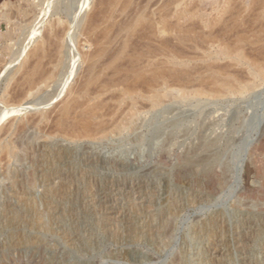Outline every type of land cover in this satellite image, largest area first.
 <instances>
[{
	"label": "rangeland",
	"instance_id": "1",
	"mask_svg": "<svg viewBox=\"0 0 264 264\" xmlns=\"http://www.w3.org/2000/svg\"><path fill=\"white\" fill-rule=\"evenodd\" d=\"M93 1L0 0V115H5L4 113L8 110L10 114L9 116L6 113L9 118L8 116H5V118L0 116L2 119H0V124L7 123L8 120H13L12 117L14 118V128H17L18 131L14 132L15 135L12 133L10 139L14 135L15 137H13L18 142V146H21L17 148V155L11 160V170L20 169L25 174L24 193L26 194L24 195L31 203L34 201V205L37 203L35 207L39 212L41 211L44 217L46 215L43 205L44 191L45 185L54 178L52 165L67 163L63 169L64 171H62L63 174H68L69 176L77 175L79 180L76 179V176H73L75 178L74 183L70 187L72 192L69 194L67 202L65 201V206L72 214H75L74 216H86L83 220L87 223H85L86 239L78 236V240H75V244H80L82 239L84 243L86 242V250L82 252L77 248L74 250V246L69 248V245L65 243L64 238L60 236L61 234L57 230L56 234L52 230H50L52 232L43 228L42 230L39 226L27 224V222L23 223L18 230L9 223L0 230V258L2 257L0 264H43V262L44 264H52L57 260L56 258L54 261L52 256L59 258L67 256L71 257L72 260H86V264H89V262L90 264H177L181 258L179 254L182 257L183 254L186 256L187 264H206V262L209 264L208 258H210L211 254H208L204 247H206L207 243L214 242V240L201 236L199 231L200 229L209 228L213 224L221 225L223 229L221 237L225 236L224 238H227L221 248H223L225 254H229V257L231 256V260L227 262L228 264H244L241 259L244 253L248 254V258H251L248 263L255 264L257 262L256 264H264V79L251 80L252 78L250 79V77L252 75L245 74L248 71L247 68L244 69L245 66L239 67L240 73L237 72L240 74V78L246 75V78L243 77L244 81H246L245 79H250L253 82L252 88L221 96L190 95L184 97L178 92L179 87H176L178 85L172 86V84L170 85L171 94L166 98L167 101L162 106L144 109L137 114L135 117L137 121L136 131L125 130L121 133L110 134V136L102 139H89L90 141L88 139H71V137H66L64 133H61V131L62 135L57 133L59 130H56L58 129L55 128L57 124H54L56 122V108L68 94V91L66 92L68 87H64V80L68 77L67 80L71 82L69 86L74 87L78 72H81L84 68L82 56L85 52L83 53L82 51L88 50L89 52L93 49L92 39L86 33L87 15L92 10L99 9V3L96 6V1L95 3ZM140 1L143 2L144 0H136V5ZM165 1L157 0L156 3L163 4ZM191 1L192 4L188 5L189 10L193 12L195 7L193 4L198 2L194 12L201 13L203 19L214 18L217 14V8L225 4L224 0H220L221 2L218 0L215 6L212 4V0ZM148 2L149 6L156 4L153 0H146L143 5ZM231 2L232 6H230L234 10L235 7L236 10L243 8V10H246L241 0H232ZM238 3L241 4L240 7L237 6L239 5ZM93 5L96 8L94 7L93 9ZM192 5L193 9H191ZM28 6L35 10L32 18L29 19L22 14L24 7ZM248 13L253 17L251 15L253 12L251 11H247L243 15L241 25L238 26L239 28L237 27L241 29L239 35L238 33L235 35L236 32H240L238 29H234L235 33H233V30L232 32L225 29L226 25L229 24L228 22L232 21L231 10L226 15L224 13L225 16L223 15L224 17L227 16L226 20L223 17V22L227 23H219V25L223 24L220 27L222 31L226 30L223 33L219 29V25L217 28L216 25L208 28L204 25L203 19L191 17L184 23L185 26L187 22L189 23L186 29H184L183 24L182 28L184 30L182 32L184 34L188 33L187 35L189 33L192 34V38L199 36L200 40L197 38L191 40L189 37L190 40L188 38L187 42L184 41V43L170 36L168 39L172 47H170L172 49L171 54L174 55L175 53L178 60H190L192 63L198 60V63L202 64L199 61L203 55L200 54V51L201 53L215 54L219 51L222 40H227L225 39L227 38L226 35L228 36V41L231 42L229 36L237 39V37L246 35L249 32H256L253 29L255 26L253 24L250 25L252 18L249 17ZM92 14L88 15V22L91 21L90 15ZM228 16L231 18H228ZM247 19L250 20L247 21ZM54 21L57 22L55 24L57 27L59 26V29L65 28L66 24L68 27L71 26V29L73 27L74 36H72L73 39L71 38L73 41L70 40V43L68 42L70 50L68 49L67 64L65 66L68 65L67 68L69 66L73 67L74 70L70 69V67L69 69L65 67L67 72L63 70L62 74L64 80L51 82L38 90L26 91V93L29 92L30 94L25 95L26 93L23 92L25 91V88H23L25 86L21 82L24 75L23 67L28 65V63H25L27 60L26 55L29 54V51L32 50L31 47H34L35 44L31 42L30 38L32 37V40H34L33 38L36 34L39 36L44 34L54 24ZM246 24L252 28L250 29V26L249 28H247L248 26L245 27ZM38 27L41 29L39 28L40 30H38ZM85 27L86 29H84ZM202 28L204 29L203 32ZM82 30L85 31L84 34H81ZM245 30H248V32H245ZM210 31H213L212 35L220 36L219 39L213 37L214 35L211 36ZM196 32L199 34L197 35ZM207 32L210 35H206ZM228 32L233 33L235 36H231V33ZM85 34H87V38ZM135 34L134 40L135 42L137 40L138 44H135V42L134 44L141 46L143 39H140L143 38L141 35L144 33L143 31L139 33L140 36L138 33ZM201 36L206 40L205 42L201 39ZM221 36H223V39ZM233 38L232 41L234 40ZM29 39L30 41H28ZM202 43L203 47L207 45L204 47L206 50L201 49L203 48ZM244 47H249L248 50L244 49L245 52L251 53L252 51L251 55L248 52H246L247 54L244 52L245 55H248V58L250 56L251 59L253 57L255 59L260 56L261 58H258L262 59L263 55L261 54V56L259 53L257 55L255 48L251 50L250 45ZM90 48L92 49L90 50ZM226 60V57H220L217 65L223 64ZM198 63L196 62L195 64ZM81 67L83 68L81 69ZM198 67L200 68L199 64ZM21 72H23L22 78L19 77ZM64 74L67 75L64 76ZM19 79L20 81L18 82ZM17 86H19V89ZM20 88L24 90L20 91ZM22 95L25 96L23 97ZM17 96L21 97L18 98ZM30 106L35 108L30 109ZM13 109H17L18 115L16 111L15 113L12 111L13 115L12 112L10 113ZM26 116L29 117L26 118L29 121L33 120L34 116L35 118L39 116L41 120L38 126L42 123L40 124L41 126L35 127L36 124H33L34 127H32L31 124L25 132L19 129L18 126L20 125L18 123L27 122L24 119ZM43 119L44 122H42ZM53 127L56 131L53 130ZM52 131L57 134L55 132L50 134L49 132ZM203 140L213 143L212 151L210 150L211 152L209 151L208 154L200 153L193 165L185 166L179 170L183 159L190 155L191 152L193 154L195 149L192 148L195 145L194 148H198ZM39 142H41V150L44 151L36 150ZM62 153L65 154V157L61 156L63 155ZM67 153H69V156ZM204 154L211 157H204ZM202 158H208V160L206 159V162H204ZM199 159L201 161H198ZM91 160L99 162L97 168L93 170V174L97 178L96 180L82 179L78 168L85 166ZM117 160L128 165L127 168L118 171L109 169L106 163ZM2 161L0 162V169L2 170H0V184L2 185L1 188H5L6 201L13 208L17 206V199L14 192H12L8 173L4 171L5 165L3 163L5 161ZM41 169L46 170V173H43L44 175L39 172ZM143 176L148 178L147 182L132 191L119 190V192H116L112 204L104 199L103 194L109 192L117 180ZM35 177L37 178L35 179ZM132 203L135 205L134 207L132 206L133 209L130 212L131 218H125L124 213L129 211L130 208L127 205L131 206ZM109 205L114 207L112 210L115 219L111 221L107 220V216L103 214ZM16 208H19V206ZM23 208L27 209L24 205ZM44 218L47 219V216ZM44 218H42L43 221H45ZM152 220L154 226L158 228V231H156L158 233L155 232L151 236L152 239H150V235H147L145 229H147V223ZM109 221L111 224L107 225L106 229L105 227L103 229L102 225H105L103 223ZM129 223L132 224V228H130ZM97 226H101L100 230H98ZM161 227L165 229H161ZM116 230H119L117 234ZM243 234L245 235L243 236ZM21 235H25L26 239H28V246L25 244V246L20 247L19 245L18 248H15L11 242L16 236ZM37 236H41L40 238L43 242L38 244L34 242ZM238 236L249 239L248 246H246L248 248L245 249L244 253L236 245L228 243V240ZM199 237H203L204 242ZM184 249H189L190 252L188 250V252L184 251ZM131 250L136 252L135 255ZM226 250L229 251L227 252ZM119 256L120 258H118ZM177 256H180L179 259ZM189 256L192 257L191 261ZM254 259L255 263L253 262Z\"/></svg>",
	"mask_w": 264,
	"mask_h": 264
},
{
	"label": "bare ground",
	"instance_id": "2",
	"mask_svg": "<svg viewBox=\"0 0 264 264\" xmlns=\"http://www.w3.org/2000/svg\"><path fill=\"white\" fill-rule=\"evenodd\" d=\"M85 1L86 0H84V2ZM95 1H96V6L98 5L97 3H99V9H97L98 11L97 10H95V11L90 10L91 13L89 12V14H92V12H93V14H92L93 16L90 15V20H91L90 22H88V19H89L88 15L89 14L86 17V19H87L86 21L88 22V23L86 22V27H87L86 33H88L92 39L93 49L90 48V50L91 49L92 50L89 52H88V50L82 51L83 53L85 52L82 56V59L84 60V68L81 67V69L83 68V70H81V72H78V76H76L77 77V81H76L77 83L75 82L74 87L69 86L71 84V82H69L67 80L68 77L65 80L62 78L63 77V75H62L63 70L65 71V70L69 69V67H70L69 66L67 68L68 65L67 66H65V65L67 64L66 60L68 58V51L70 50V48H69L70 42L69 41L72 40L73 39L72 36H74L73 35V33H74L73 27L71 29V26L68 27L66 24L65 28L60 27L61 29H59L58 28L59 26L57 27V25L55 24V23H57L56 21H54V24H52L46 30V32L44 31L45 33L42 34L41 36L36 34L35 37L33 38L34 40H32V37L30 38L31 42H34L35 44H34V47H31L32 50L29 51V54L26 55L27 60L25 63H28V65H25L23 67L24 73L21 72V76H19L22 78V73L24 74L23 80L21 82L25 86V87H23V88H25V91H23L24 89L22 90L21 88H20L21 89L20 91H23L25 93H26V91L30 92L32 90L41 89L51 82L62 80V79L64 80V83H65L64 87H66V88L68 87V89L66 90V92L68 91V94L66 95V98L64 100H62L56 108V111H57V112H55L56 113L55 114L56 122H54V124L55 123L57 124V127L55 125V128H58L56 130H59V132H57V133H60V131H61V133H64L66 137L67 136L71 137V139L75 138V139H79V140H82V139H84V140H86V139L98 140V139H102L104 137H108V136H110V134L121 133L125 130L136 131L137 121H136L135 117L137 116V114L140 113L141 111H143L144 109L162 106L165 103V101H167L166 98L171 94L170 85H172V84H173L172 86L178 85V86H176L177 88L179 87L178 92L180 93L181 96H184V97H187L190 95H194V96H201V95L221 96V95H225V94L241 92L243 90L252 88L253 82L251 80L255 81V79H257V80L258 79H264V58H263L264 57V0H241V3H243V6L245 5L246 10H243L244 8L241 10H236V7L234 10L233 8H231V6H232L231 1L232 0H224L225 4L222 5L221 7L217 8V14L212 19H203V15H201V13L199 14L197 12H194V10L196 9L195 8L196 4L198 2L193 4L195 6L193 12L191 10H189L188 5L192 4L191 0L190 1H188V0H166V1L163 0V1H165L163 4L156 3L157 0L156 1L153 0V2H155L156 4H154V5L151 4L150 6H149V2L146 5H143V2H145L146 0H144L143 2L140 1L143 6L141 5L140 2H139L140 5L139 4L136 5V0H100V1L94 0L93 2L95 3ZM195 1H198V0H195ZM217 1L218 0H212V4H214V6H215ZM193 5H192L191 9H193ZM240 5L241 4H239L237 6L240 7ZM29 6H31V5H29ZM29 6L24 7L25 9L22 10V14L24 16H26L28 19L32 18V16L34 15L33 13L35 11L34 8H31ZM96 6L93 5L92 6L93 9H94V7L96 8ZM237 9H238V7H237ZM230 10H231V14H232L231 15L232 21L228 22L229 24L226 25V27H225L226 30H231V31L233 30L234 31V29H238L239 28L238 26L241 25L240 23L242 22L243 15L247 11H251V12H253V14H251V15H253V17L249 15L250 12L248 13L249 17L252 18V20L250 21V23H251L250 25L253 24L255 27H257L256 28L257 30L255 29V27L253 28L256 32L254 33V31H253V33L249 32L246 34L242 30V32L246 35H241V36L237 37V39H235L236 37L235 38L232 37L234 39L233 41H232V38L229 36V39L231 40V42L228 41V36L226 35L227 38H225V39H227V40H225V41L222 40L223 42H221V43L219 42L221 44V45L219 44L220 49L215 54L201 53V51H200V54H203V55L202 56L197 55V56H201V58L197 57V56L196 57L200 58L199 61H201L202 64L198 63V60L196 62L199 64L200 68H202V69H200L198 67V64H195L196 62L192 63V61H190V60L189 61L188 60H184V61L178 60L175 53H174V55L171 54V51H172L171 48L172 47L170 46L169 39H168V38H170V36H173L171 38H177V41L179 40V42H184V41L187 42L186 40H188L189 37L191 38V40H193V39L195 40V38L199 39L198 38L199 36L198 37L194 36L195 38H192V36H193L192 34L189 33V35H187L188 33L184 34L182 32V30L186 29V26L189 24L187 22V24L185 26V24H184L185 21L191 19V17H198L200 19H203L204 25L207 26L208 28H211L215 25L217 28L219 23H221V22L225 23V22H223V17ZM94 13H95V15H94ZM224 13H225V15H224ZM84 16H85V14H84ZM91 16H92V19H91ZM229 17L230 16H228V18ZM226 18H227V16L224 17L225 20H226ZM193 20H194V18H193ZM228 20H230V19H228ZM249 20L247 19V21H249ZM73 22H75V21H73ZM80 24H81V22H80ZM183 24H184V29L182 28ZM247 24L245 25V27L248 26L247 28H249L250 25H247ZM63 25H65V24H63ZM201 25L203 26V24H201ZM73 26H74V24H73ZM222 26H223V24L219 25V29H221V33H223L224 31L226 32V30H224V29H223L224 31H222V28H220ZM86 27L84 29H86ZM39 28L40 27H38V30L41 29V28L40 29ZM203 28H202V32L204 31ZM251 28L252 27L250 26V29ZM214 29H215V27H214ZM139 30H141V31H139ZM194 30H196V29H194ZM240 30L241 29H238V31H240ZM83 31L84 30H82L81 34L85 33V31L84 32ZM142 31L144 34L141 35L143 38L140 37L141 38L140 40L143 39L142 40L143 42L141 43V46L140 45L137 46V45H135L137 43V40L135 42L134 35H136L135 33H138V35H139V33H141ZM246 31L248 32V30H245V32ZM212 32L210 31L209 33L211 34ZM235 32L236 31H234L233 33H235ZM228 33H231V32H228ZM233 33H231V36L234 35ZM237 33L239 35V33H241V31L236 32L235 35ZM198 34L199 33H197V35ZM210 34H208V32L206 33V35H210ZM86 35L87 34H85V37H86ZM206 35L204 34V36H206ZM213 35L211 34V36H213ZM213 37H215V38L217 37L219 39L220 36L218 37L217 35L216 36L214 35ZM222 37L223 36H221V38ZM190 38H189V40H190ZM30 39L28 41H30ZM201 39H203V37ZM140 40L138 39V41H140ZM203 40H204V42L206 41L205 39H203ZM87 42H88V39H87ZM134 42H135V44H134ZM89 43H91V42H89ZM216 43H214V44L216 45ZM200 44H199V46H201ZM71 45H72V43H71ZM247 45H250L251 50L255 48L254 50H256L257 55L262 54L263 55V56L261 55L262 59H260L261 58L260 56H258L260 58L256 57L255 59H254V57H253V59H251L250 56L248 58V55H245V53L248 51H246V52L244 51V49L245 50L249 49V47H247V48L244 47ZM90 46H91V44H90ZM206 46L207 45H205L204 47H206ZM70 47H72V46H70ZM202 47H203V43H202ZM204 47L203 48L200 47V48L204 49ZM210 47H207V48H210ZM251 47H253V48H251ZM204 50H206V49H204ZM203 52H205V51H203ZM256 52H254V53L256 54ZM251 53H252V51H251ZM251 53H249V55H251ZM69 55H70V53H69ZM220 57H226V59H227L226 61L223 62V64L218 63L222 66L217 65V61L220 59ZM224 63H226V64H224ZM243 66H245L244 69L247 68V70H248L245 74L248 73V74L252 75L250 77V79L252 78L251 80L245 79L246 81H244L243 77L246 78V75L243 76L242 72H241V75L243 77L240 78L241 76H239L240 74H238L239 69H240L239 67H243ZM71 68L73 69V67H70V69ZM197 68H199V69H197ZM242 69H241V71H242ZM23 70H21V71H23ZM19 72H20V70H19ZM65 72H67V71H65ZM74 72H76V71H74ZM67 74H64V76ZM247 77H249V76H247ZM64 78H66V77H64ZM20 79L18 80V82L20 81ZM16 80H17V78H16ZM172 82H174L175 85ZM15 85H16V83H15ZM18 87L19 86H17V88ZM29 92H27L25 95H27ZM11 96H10V98L13 97V96L12 97ZM17 97L20 98L21 96H17ZM9 101H11V100H9ZM9 103H11V102H9ZM32 108H35V107L30 106V109H32ZM3 111H5V110H3ZM8 111L6 113L10 116ZM12 111H14V113L16 111V113H17V109L11 110L10 113ZM6 113H4L5 115L2 114V116H4V118H5V116H8V115H6ZM14 113L12 112V115ZM18 113H17V115H18ZM34 114H36V113H34ZM2 116H1V118H2ZM9 116H8V118H9ZM39 116H40V113H39ZM39 116L38 117L36 116L37 118H35V116H34L35 119L33 118V120H30V121H29V119L28 120L26 119L28 116H26L25 118L21 117V118L26 119L27 122L25 121L23 124L18 123L21 126V127L18 126L19 129H21L25 132V130L28 129L27 127L31 124H32L31 125L32 127H34L33 124L34 125L36 124L35 127H37L39 121L41 120ZM12 119L14 120L13 117H12ZM13 120H8L7 123L4 122V123L0 124V162L2 160L5 161V163H3V165H5V168H4V166H2V167L5 169L4 171H6L8 173V178H9L10 183H11L12 192H14V194L16 195V199H17L16 205L19 206V208H16L17 206L13 207V208L9 206V203L5 199V191H4L5 188H1L2 185L0 184L1 185L0 186V230H1V228L6 227L9 223H10V225L15 226V229L19 230V228L22 227L23 223L27 222V224L29 223L32 225H37V226H39V228H41V229L43 228L44 230H48V231L52 230L56 234H57V232H60V234H61L60 236H62L64 238L65 243L69 245V248H70V246L71 247L74 246V250L77 248L81 252L85 251L86 250V242L84 243V240L81 238L82 240H81L80 244H75V240H78V236L84 237V238L86 236L85 232H86V224L87 223H86V221L83 220L84 218H86V216H78V215L74 216L75 214H72L69 211V209L65 206V204H66L65 201L67 200L69 194H71V192H72L70 187H71V184L74 183V179H75V178H73L74 175L69 176L68 174L67 175L63 174L62 171H64L63 169L66 167L67 163L66 164L63 163V164H59V165H57L55 163L56 166L52 165L53 166L52 170L54 171V174H55V175L53 174L54 178L51 182L47 183L46 185L44 184L46 187H45V191L43 190L44 191L43 205L45 208V212H46L45 216H47V219L44 218L45 216L44 217L42 216L41 211L39 212L35 207V205L37 203L34 205L33 204L34 201H32L33 203H31L25 197L26 195H24V194H26V193H24V190H25L24 189L25 174L20 169H17L14 171L11 170V164H10L11 160H12V158H14L17 155V148L21 147V146H18V142L14 138L15 137L14 132L17 130V128L16 129L14 128L15 125H14ZM18 121H20V120H18ZM42 122H44V119L42 120ZM40 124H42V123H40ZM40 124H39V126H41ZM53 130H55L54 127H53ZM54 132L52 131L49 133L53 134ZM12 133L14 134L13 135L14 137L12 136L14 140L12 139V137L10 139V136L12 135ZM16 133H18V132H16ZM20 133H21V131H20ZM61 133H60V135H62ZM16 135H18V134H16ZM17 140H18V138H17ZM41 142H39L37 145L38 147H36V150H38V151H44V150H41V145H40ZM200 143H201V141H200ZM43 144H44V142H43ZM194 147L192 148V149H195V151L193 150L194 151L193 154L191 152V154L189 153L190 155H188L186 157L184 156L185 158L181 162L179 170H181L185 166L193 165L196 157L199 156L200 153L204 152V153L208 154V152L213 147V143L210 141L203 140L198 148H194ZM20 150H22V149H20ZM67 154L69 156V153H67ZM207 154H204V157L208 156ZM201 155H203V154H201ZM61 156L65 157V154H63ZM209 157H211V156L209 155L208 158ZM208 158H202V159L204 162H206V159L208 160ZM61 159H62V157H61ZM64 160L66 161V159H64ZM4 161H2V162H4ZM198 161H201V160L199 159ZM258 162H260V161H258ZM98 163H99L98 161H92L91 160L85 166L81 167L80 169L78 168V170L80 171V175H81L82 179L87 178L90 180H96L97 177L94 176L93 170L95 168H97ZM197 163H200V162H197ZM42 164H43V162H42ZM106 164L109 167V169L111 168L115 171L124 170L128 166V165L124 164L122 161L119 162V160L109 161ZM47 171H48V169H47ZM39 172H41V174H43V173L45 174L46 170L41 169ZM38 174H40V173H38ZM70 174H72V173L70 172ZM73 174H74V172H73ZM43 175H41V176H43ZM75 176H76V179L79 180V178H77L78 176L77 175H75ZM81 177H80V180H81ZM36 178L37 177H35V179ZM43 180H44V178H43ZM78 180H76V181H78ZM147 180H148V178L144 177V176L139 177V178L134 177V178L119 179L116 181V184L110 188L109 192H105L104 194L103 193L102 194L104 195V199L108 203L112 204V202L115 199L114 197H115L116 192H119V190H122V189L132 191L135 188L142 186L145 182H147ZM137 191H138V189H137ZM23 205L26 206L27 209H24L25 207L23 208ZM134 205H133V203L131 206L127 205V207H130V208H129V211H125L126 212V213H124L125 218L126 217H129V219L131 218L130 212L133 209ZM113 208H114L113 205H109L108 208L105 209L106 211L104 210L105 213H103V214H105V216H107L106 217L107 220L111 221V220L115 219V217L113 216V214H114V212L112 210ZM136 208H138V207H136ZM19 209H21V210H19ZM92 215H93V213H92ZM88 216H89V214H88ZM42 218H44L45 221H43ZM89 218H90V216H89ZM92 218H93V216H92ZM110 221L103 223V224H105V225H102L103 229H104V227L106 229L107 225L111 224ZM215 223H216V221H215ZM129 224H130V228H132V224L131 223H129ZM163 224H166V223H163ZM135 226H136V224H135ZM137 227H135V228H137ZM146 227H147V229H145V232L147 233V235H150V239H152L151 236H153L155 234V232L158 231L157 230L158 228H156L154 226L153 220L151 222H148ZM97 228H99L98 230H100L101 226H99V227L97 226ZM159 228H160V226H159ZM162 228H164V227H161V229ZM28 229H29V227H28ZM94 229L96 230L95 227H94ZM161 229H159V230H161ZM249 229H250V227H249ZM252 229H254V228H252ZM56 230H57V232H56ZM108 230H110V229H108ZM222 230L223 229H222L221 225L213 224L209 228L200 229V231H199V234H201V236L212 238V240H214V242H209L206 245L204 244L206 246V247H204L205 251L208 254H211L210 258H208L209 264H226L228 261L231 260L230 259L231 256L229 257V254H225L223 248H221L222 244L225 241H227V238L226 239L224 238L225 236L221 237ZM52 231H50V232H52ZM118 231L116 230V234ZM141 231H139V232H141ZM255 231H256V229H255ZM156 233H158V232H156ZM163 233H165V232H163ZM91 234H92V232H91ZM159 235H157V236H159ZM244 235L245 234H243V236ZM24 236L25 235L16 236L11 242V243H13L12 246H15V248H18L19 245H20V247H22L23 245L25 246V244L27 245L29 242H28V239H26V236L25 237ZM243 236L234 237V238L228 240L229 244L236 245V247H238V249H240L242 251V253H244L245 249L248 248L246 246H248V242H249L248 241L249 239H246L247 237L245 238ZM40 237L37 236L34 239L35 240L34 242H36L37 244L39 242H43V241H41ZM202 238L203 237H201L200 239L203 240ZM32 240H33V238H32ZM162 242H164V241H162ZM203 242H204V240H203ZM250 243H252V242H250ZM31 244H32V242H31ZM226 244H227V242H226ZM68 245H66V246H68ZM227 246H226V248H227ZM183 248H185V247H183ZM183 248H181V250H183ZM187 250L189 251V249H187ZM187 250L184 249V251H187ZM133 251H132V253L135 255L136 252L135 251L133 252ZM244 254L242 255L241 259H242V262L244 264H246L251 260V258H248L249 257L248 254L247 255L246 254L244 255ZM179 255L182 258V259L181 258L179 259L180 256L179 257L177 256L179 261L175 257V259L178 261V263L179 264H187L188 260H186V256H184V254H183V257L181 254H179ZM139 256H141V255H139ZM53 257L54 256H52V259L54 261L56 258H57V260L55 261V263H52V264H86V260H77V259L72 260L71 257H67V256H65L63 258H61V257L60 258L59 257L53 258ZM189 257H191V256H189ZM1 258H0V261H2ZM118 258H120V256ZM189 260L191 261L192 257ZM254 261H255V259L253 260V262ZM174 263H176V261H174ZM43 264H44V262H43ZM89 264H90V262H89ZM206 264H207V262H206ZM248 264H251V263H248Z\"/></svg>",
	"mask_w": 264,
	"mask_h": 264
}]
</instances>
